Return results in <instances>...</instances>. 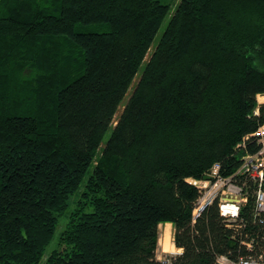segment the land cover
Returning <instances> with one entry per match:
<instances>
[{
	"label": "trees",
	"instance_id": "1",
	"mask_svg": "<svg viewBox=\"0 0 264 264\" xmlns=\"http://www.w3.org/2000/svg\"><path fill=\"white\" fill-rule=\"evenodd\" d=\"M174 9L162 0L0 1V264L264 255L252 197L235 222L217 201L193 220L199 190L189 183L216 164L244 183L238 146L258 151L264 0ZM162 223L173 224L181 250L165 260ZM56 241L61 250L47 256Z\"/></svg>",
	"mask_w": 264,
	"mask_h": 264
},
{
	"label": "built area",
	"instance_id": "2",
	"mask_svg": "<svg viewBox=\"0 0 264 264\" xmlns=\"http://www.w3.org/2000/svg\"><path fill=\"white\" fill-rule=\"evenodd\" d=\"M258 106L254 112L255 116H259L260 108L264 107V103L261 104L258 101ZM252 138L258 145L257 152H247L246 144L238 146L241 151H246V155L241 159L242 164L236 173V177L246 178L244 183L236 182L233 177L222 176L219 173V164L214 166L207 179L189 181L199 190V200L194 210L193 220L198 218L207 206L213 205L217 201L221 216L235 222L239 219L244 206L249 203L250 197L253 199L256 214H264V122L253 133ZM248 180L252 184L250 188H254L252 192L248 186ZM218 262L220 264H264V255L240 258L237 262L221 256Z\"/></svg>",
	"mask_w": 264,
	"mask_h": 264
},
{
	"label": "rangeland",
	"instance_id": "3",
	"mask_svg": "<svg viewBox=\"0 0 264 264\" xmlns=\"http://www.w3.org/2000/svg\"><path fill=\"white\" fill-rule=\"evenodd\" d=\"M1 1V0H0ZM163 3L166 4V6L168 7V9H170L171 12H174V8L177 6V4L180 2V0H162ZM153 52V48L152 50L148 53V56H147V61L149 60V58L151 57V53ZM13 69H18V70H22L23 68L26 67V65L24 64H13ZM27 70L28 69H31V67H27L26 68ZM28 78L31 77V74L32 72L30 71H25ZM139 77L137 76V79H135V81L133 82L132 86H131V90L129 91V93L127 94V96L124 98V101L121 105V107L119 108L118 110V114L116 115L115 119H114V122H116L119 117L121 116L122 114V109L123 107L125 106V104L128 102V99H129V96L131 95L132 91H133V88L135 86V84L137 83ZM264 97L263 96H259L258 97V101L263 104L264 100L263 99ZM262 101V102H261ZM110 135L109 133L106 135V137L104 138V143L109 139ZM68 221V217L65 216L63 217V220L61 221L59 227H58V231H57V235L60 236V233L63 231V229L65 228V225ZM169 223H162L161 227L159 226V241H158V250H157V255H158V258L159 259H164L166 258L167 256H173L174 254H177L178 251H180L176 245L174 244V226L173 228H171V226H168ZM59 239V238H58ZM57 239V240H58ZM175 245V246H174ZM56 249H59L61 250V245L56 241L54 244H52L49 248V251L48 253L46 254L47 256L50 255L51 252H53L54 250ZM174 251V252H173ZM46 260L44 259L43 260V264Z\"/></svg>",
	"mask_w": 264,
	"mask_h": 264
},
{
	"label": "crops",
	"instance_id": "4",
	"mask_svg": "<svg viewBox=\"0 0 264 264\" xmlns=\"http://www.w3.org/2000/svg\"><path fill=\"white\" fill-rule=\"evenodd\" d=\"M162 225V224H161ZM161 225H160V227H161ZM168 226H171V228H173V224H169ZM174 230V229H173ZM181 252V250L180 251H178L177 253H180Z\"/></svg>",
	"mask_w": 264,
	"mask_h": 264
},
{
	"label": "bare ground",
	"instance_id": "5",
	"mask_svg": "<svg viewBox=\"0 0 264 264\" xmlns=\"http://www.w3.org/2000/svg\"><path fill=\"white\" fill-rule=\"evenodd\" d=\"M263 99H264V98H263ZM262 101H264V100H262ZM262 101H261V102H262ZM174 246H175V245H174ZM173 252H174V251H173Z\"/></svg>",
	"mask_w": 264,
	"mask_h": 264
}]
</instances>
